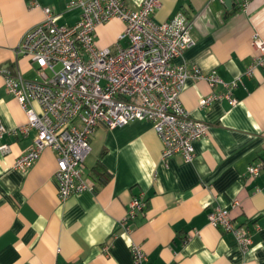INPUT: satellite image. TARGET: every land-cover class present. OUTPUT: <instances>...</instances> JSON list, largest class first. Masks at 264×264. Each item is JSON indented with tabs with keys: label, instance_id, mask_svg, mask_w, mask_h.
<instances>
[{
	"label": "crops",
	"instance_id": "crops-1",
	"mask_svg": "<svg viewBox=\"0 0 264 264\" xmlns=\"http://www.w3.org/2000/svg\"><path fill=\"white\" fill-rule=\"evenodd\" d=\"M131 9L142 0H124ZM70 0H0V71L40 80L29 57L17 56L26 35L45 21L50 8L59 25L74 26L80 9ZM178 14L192 22L195 44L177 63L224 83L237 81L232 105L227 98L201 109V99L223 96V85L188 80L181 101L193 119L209 126V136L195 143V160L175 156L162 161V142L149 122L108 129L100 125L91 141L85 178L96 190L58 196L56 153L43 152L29 170L15 163L36 142L37 132L6 137L11 153L0 152V264H134L130 247L140 245L149 264H264V169L256 179L250 167L264 163V66L254 76L253 39L264 40V0H162L154 20ZM125 25L118 19L96 30L97 47H125ZM0 74V123L7 129L26 126L28 117L8 93ZM33 108L39 111L37 104ZM111 178L103 184L97 165ZM103 172V171H102ZM134 198L147 207L125 234L120 222ZM238 206H234L235 203ZM216 207L230 210L234 225L244 227L253 244L244 252L231 233L216 228L208 215Z\"/></svg>",
	"mask_w": 264,
	"mask_h": 264
},
{
	"label": "built area",
	"instance_id": "built-area-1",
	"mask_svg": "<svg viewBox=\"0 0 264 264\" xmlns=\"http://www.w3.org/2000/svg\"><path fill=\"white\" fill-rule=\"evenodd\" d=\"M247 7L249 0H242ZM162 0H142L139 9L128 7L124 0H70L69 9H80L81 18L74 26L59 25L50 8H45V21L30 31L17 56L29 57L40 80L25 79L21 73L12 76L1 72L5 86L26 111L28 122L19 129H7L0 123V152L11 153L6 137L37 132L35 145L15 163L17 170H29L45 150L56 153L55 179L58 196L66 201L73 195L94 191V183L85 178L84 166L92 151L91 141L100 125L108 129L135 122H149L159 136L164 163L180 156L186 163L195 160V143L209 136V126L195 120L181 101L188 80L202 79L210 87L223 85L227 93L201 99L199 107L209 108L213 102L232 97L237 81L224 83L211 72L207 76L177 63L192 48V22L178 14L164 23L154 20ZM118 19L125 29L120 41L125 47L99 48L96 30ZM255 56L248 75L254 76L264 66V40L253 39ZM37 104L39 111L33 108ZM260 167H250L248 177L256 179ZM234 206H238L236 202ZM147 207L142 198H134L127 216L120 222L125 234L132 232L130 223ZM216 228L233 234L239 247L248 252L253 244L244 227L234 225L230 210L216 207L208 215ZM134 264H149L144 249L130 247Z\"/></svg>",
	"mask_w": 264,
	"mask_h": 264
},
{
	"label": "trees",
	"instance_id": "trees-1",
	"mask_svg": "<svg viewBox=\"0 0 264 264\" xmlns=\"http://www.w3.org/2000/svg\"><path fill=\"white\" fill-rule=\"evenodd\" d=\"M94 172L95 173L97 172L98 174L100 172V180H101V182L103 184H106L107 182H109V180L111 178V175L106 170H104V168L102 167L101 164L100 165L99 164L97 165V167L95 168V171ZM95 190H96V187H95Z\"/></svg>",
	"mask_w": 264,
	"mask_h": 264
},
{
	"label": "water",
	"instance_id": "water-1",
	"mask_svg": "<svg viewBox=\"0 0 264 264\" xmlns=\"http://www.w3.org/2000/svg\"><path fill=\"white\" fill-rule=\"evenodd\" d=\"M225 3L228 7H230L232 4V0H225Z\"/></svg>",
	"mask_w": 264,
	"mask_h": 264
},
{
	"label": "rangeland",
	"instance_id": "rangeland-1",
	"mask_svg": "<svg viewBox=\"0 0 264 264\" xmlns=\"http://www.w3.org/2000/svg\"><path fill=\"white\" fill-rule=\"evenodd\" d=\"M92 152V151H91ZM91 154V153H90ZM88 158V157H87Z\"/></svg>",
	"mask_w": 264,
	"mask_h": 264
}]
</instances>
